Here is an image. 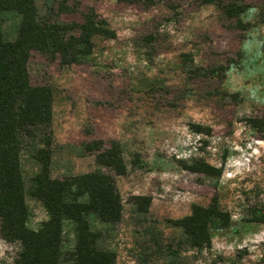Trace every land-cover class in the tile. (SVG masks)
Instances as JSON below:
<instances>
[{"label": "rangeland", "instance_id": "obj_1", "mask_svg": "<svg viewBox=\"0 0 264 264\" xmlns=\"http://www.w3.org/2000/svg\"><path fill=\"white\" fill-rule=\"evenodd\" d=\"M58 1L36 5L48 15ZM77 1L78 12L58 21L79 23L93 8L115 39L94 38L91 56L76 65L32 54L29 71L32 83L53 88L52 178L97 169L86 143L121 146L122 219L98 226V247L113 252L115 264H264V0H235L247 9L232 19L200 0H155L149 9ZM196 126L209 136L194 133ZM21 165L27 227L37 230L48 220L29 193L38 167L28 152ZM202 165L219 173L206 175ZM134 197L151 198L146 214L132 206ZM214 199L229 221L213 229L210 248H191L171 221ZM18 250L0 238V264H14Z\"/></svg>", "mask_w": 264, "mask_h": 264}, {"label": "trees", "instance_id": "obj_2", "mask_svg": "<svg viewBox=\"0 0 264 264\" xmlns=\"http://www.w3.org/2000/svg\"><path fill=\"white\" fill-rule=\"evenodd\" d=\"M68 1H58L55 11L42 15L36 0H0V238L19 247L14 264H115V254L98 247L101 231L97 228L116 225L122 219V200L115 183L116 177L126 174L121 146L116 140L86 143L84 151L94 157L97 169L62 180L52 178L53 88L50 82L32 83L29 71L32 54L60 66L76 65L91 56L94 38L115 39L114 31L93 8L81 14L79 23L58 21L60 15L78 12L79 2ZM116 1L144 9L155 5V0ZM199 2L219 6L230 19L247 9L235 0ZM193 128L196 134H210V129ZM24 152L38 167L29 193L41 201L48 216L37 230L27 227L21 165ZM201 168L206 175L219 173L207 165ZM150 204V197L132 201L142 215ZM228 221L229 216L219 210L214 199L207 208L193 206L189 216L171 223L181 230L185 244L203 250L211 246L213 229ZM67 226L73 235L71 247L64 240ZM169 260V264H179Z\"/></svg>", "mask_w": 264, "mask_h": 264}]
</instances>
